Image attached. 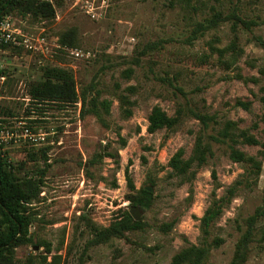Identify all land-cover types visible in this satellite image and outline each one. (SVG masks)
<instances>
[{
    "label": "rangeland",
    "instance_id": "obj_1",
    "mask_svg": "<svg viewBox=\"0 0 264 264\" xmlns=\"http://www.w3.org/2000/svg\"><path fill=\"white\" fill-rule=\"evenodd\" d=\"M40 1L52 5L54 19L13 13L3 21L11 24L15 42L0 38V46H7L0 47V71L8 75L1 80L0 131L5 137L19 135L7 139L3 153L13 165L25 162L30 152L38 154L21 176L34 166L47 171L39 197L29 206L31 240L16 249L15 260L171 264L180 251L200 244V220L214 191L217 198L226 196L244 173L227 146L217 144L214 156L193 169L191 182L174 173L171 159L180 150L189 159L202 131L195 114L214 116L218 128L233 121L264 144V0ZM218 13V25L196 32ZM68 33L72 47L60 44ZM46 68L71 71L79 95L88 89L91 98L110 101L108 126L84 114L81 100L69 105L34 101L30 86L42 80ZM121 95L132 103L129 118L122 114ZM238 101L251 102V109L238 107ZM156 106L170 117L181 111L175 130L148 131ZM262 145L237 146L262 160V173L257 185L239 188L212 225L210 241L221 243L213 245L206 264L232 263L248 219L263 205ZM147 187L154 201L140 208L143 229L96 244L95 231L130 211L129 197ZM174 220V229L161 231ZM244 264H264V219Z\"/></svg>",
    "mask_w": 264,
    "mask_h": 264
},
{
    "label": "trees",
    "instance_id": "obj_2",
    "mask_svg": "<svg viewBox=\"0 0 264 264\" xmlns=\"http://www.w3.org/2000/svg\"><path fill=\"white\" fill-rule=\"evenodd\" d=\"M13 13L22 17H33L42 20H52L55 18V11L51 4L41 2L40 0H0V23L6 16ZM235 17V16H234ZM222 21V14H216L207 26L200 25L196 32L213 28ZM71 33L65 34L60 39V44L65 47L73 45L68 41ZM5 48L7 46L1 45ZM235 44L232 45L233 56L235 60L238 51ZM6 71H0L1 78H7ZM239 79L248 82L250 80L239 76ZM31 98L40 103L50 104H74L81 100L83 104V113L92 114L98 121L105 126L107 125L106 116L110 114L111 102L108 100L100 101L99 97H90L89 90H82L79 95L77 92L74 75L71 71L63 68H46L44 69L43 78L39 82L31 84L29 90ZM121 109L124 118L132 116L130 100L121 95ZM264 101V98H263ZM238 107L249 111L251 102L238 101ZM87 106L89 108L87 109ZM181 111H178L176 117H170L161 107L156 106L149 117L150 133H156L159 130H175L180 123ZM195 118L200 121L202 131L197 136L192 155L185 159L184 150L178 151L170 161V167L174 173L183 178V181L191 182L195 178L194 168L203 167L208 160L214 156V145H225L229 150L230 159L241 164L244 173L241 180L235 182L228 188L227 195L217 198L216 192L213 193V201L206 211L201 221V241L199 245H190L173 257L171 264H206L209 259L212 248L218 247L220 239L210 241V229L212 225L222 216L223 211L229 205L231 199L239 188L242 186L251 187L257 185L262 173V160L259 157L247 155L237 148L239 144L248 146H261L260 141L248 130H242L238 124L233 121H226L223 126L215 120L214 116L207 114H195ZM264 121V116H263ZM126 142L123 143L125 145ZM264 148V144L262 145ZM36 153L30 152L27 160L17 165L9 162L8 157L0 155V264H17L15 260L16 249L31 240L30 227L32 225V216L29 213L30 205L39 197L43 178L46 175V169L38 166L32 167V171L21 176L20 170L28 168V163L37 162ZM41 155L46 159V152L41 151ZM264 157V151L260 153ZM213 179L218 188L219 182L216 172H213ZM128 186L135 191V186L131 176L127 172ZM129 200L134 206L141 209L150 208L154 201V195L142 188ZM264 219V196L263 205L259 207L255 214L247 221V230L237 243L235 256L231 264H244L247 261L249 245L254 239L256 229ZM177 221L174 220L169 224L161 227V231L169 233L174 229ZM144 224L134 221L129 211L122 212L108 228L96 230L95 243H106L115 238H123L126 233L142 230Z\"/></svg>",
    "mask_w": 264,
    "mask_h": 264
},
{
    "label": "built area",
    "instance_id": "obj_3",
    "mask_svg": "<svg viewBox=\"0 0 264 264\" xmlns=\"http://www.w3.org/2000/svg\"><path fill=\"white\" fill-rule=\"evenodd\" d=\"M14 30L11 27V24L7 21H3L0 23V38L3 39L5 42H15V37H14ZM6 79L5 77H2L1 80ZM0 155L4 156L3 153V144H8L7 139H13L14 137H19L18 134H15L13 132H7L6 137L4 136L5 132L0 131Z\"/></svg>",
    "mask_w": 264,
    "mask_h": 264
},
{
    "label": "water",
    "instance_id": "obj_4",
    "mask_svg": "<svg viewBox=\"0 0 264 264\" xmlns=\"http://www.w3.org/2000/svg\"><path fill=\"white\" fill-rule=\"evenodd\" d=\"M147 191L153 193V189L150 187L146 188ZM131 217L134 219L136 222H140L142 218V212L140 211V207L138 206H133L131 210L129 211Z\"/></svg>",
    "mask_w": 264,
    "mask_h": 264
}]
</instances>
